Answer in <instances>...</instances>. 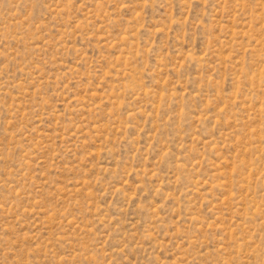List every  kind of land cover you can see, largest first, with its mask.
<instances>
[{
	"label": "rangeland",
	"instance_id": "obj_1",
	"mask_svg": "<svg viewBox=\"0 0 264 264\" xmlns=\"http://www.w3.org/2000/svg\"><path fill=\"white\" fill-rule=\"evenodd\" d=\"M0 264H264V0H0Z\"/></svg>",
	"mask_w": 264,
	"mask_h": 264
}]
</instances>
